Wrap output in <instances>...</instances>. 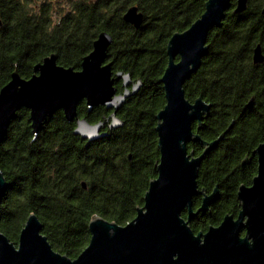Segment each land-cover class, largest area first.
Returning <instances> with one entry per match:
<instances>
[{
	"label": "trees",
	"instance_id": "16d2710c",
	"mask_svg": "<svg viewBox=\"0 0 264 264\" xmlns=\"http://www.w3.org/2000/svg\"><path fill=\"white\" fill-rule=\"evenodd\" d=\"M69 1L61 6L55 0H0V89L16 67L28 78L34 65L53 52L58 63L81 68L102 30L114 36L109 47L113 68L130 71L145 83L119 112L125 124L88 142L74 132L75 122L62 109L50 115L32 139L29 109L22 107L0 145V168L11 183L0 204V228L18 241L34 211L53 247L75 258L90 241L93 214L125 224L137 214V205L144 204L160 157L156 114L166 96L157 80L168 63L167 42L203 13L206 0ZM236 1L231 0L223 25L211 29L209 52L184 85L189 99L203 96L213 103L206 125L202 122L198 128L194 123L203 138L218 137L234 118L199 172L200 185L213 189L218 183L227 194L251 181L256 159L245 165L243 160L264 141V61L253 60L257 43L264 51V0H248L242 12H234ZM132 4L145 14L138 28L123 17ZM252 97L254 105L248 106ZM78 111L90 121L108 114L104 105L88 113L85 101ZM192 148L199 154L204 146L190 142ZM230 209L213 208L207 222L193 228L218 223Z\"/></svg>",
	"mask_w": 264,
	"mask_h": 264
},
{
	"label": "water",
	"instance_id": "95a60500",
	"mask_svg": "<svg viewBox=\"0 0 264 264\" xmlns=\"http://www.w3.org/2000/svg\"><path fill=\"white\" fill-rule=\"evenodd\" d=\"M247 5L248 0H237L234 12L244 11ZM230 7L231 0H206L203 13L186 29L175 31L167 42L168 63L157 80L163 83L166 96L165 105L156 114L158 174L150 180L144 204L137 205L135 217L121 224L93 214L89 222L90 241L72 258L53 247L43 232L42 220L32 211L21 228L18 241L11 240L0 228V264H264V141L253 149L258 156V169L252 184L242 183L238 189L237 219L227 212L219 225L210 224L206 232L195 233L189 225V219L197 211H210L211 202L220 194L218 183L210 193L205 188L198 189L199 167L205 155L225 138L234 118L218 137L203 138L198 129L194 130L193 123L196 121L200 128L211 113L213 103L203 96L189 99L184 85L201 67L210 48L209 33L223 25ZM123 17L137 28L145 20L137 4L130 5ZM112 42L109 30L100 31L93 49L83 56L79 69L58 63L55 52L37 62L28 78L16 67L10 80L0 89V145L22 107L30 109L32 139L48 117L61 108L69 121L76 119L74 132L87 138V142L109 133L103 129L107 121L110 129L124 125L118 109L127 97L140 89L143 80L140 77L132 80L129 71L114 73L113 61L108 60ZM253 60L255 63L264 61L261 43L254 47ZM119 78L123 80V92H118L115 85ZM83 98L89 111L97 105L113 110L104 115V119L91 122L78 115V103ZM247 105H254L253 97ZM191 141L204 145L200 154L196 155L193 148L189 151ZM10 184L0 168V204ZM82 184L87 187L85 180ZM197 192L203 193V201L194 211L192 198ZM184 207H188V219L181 215ZM243 226L247 234L241 237Z\"/></svg>",
	"mask_w": 264,
	"mask_h": 264
},
{
	"label": "flooded vegetation",
	"instance_id": "af4514ba",
	"mask_svg": "<svg viewBox=\"0 0 264 264\" xmlns=\"http://www.w3.org/2000/svg\"><path fill=\"white\" fill-rule=\"evenodd\" d=\"M232 6V5H231ZM234 7H235V5H234ZM234 7H233V10H234ZM229 10V9H228ZM113 35V34H112ZM113 40H114V36H113ZM110 47V46H109ZM109 51V50H108ZM108 60H111L110 59V56H109V59ZM112 67H113V65H112ZM118 70H120V69H117V70H115L114 68H113V71H114V73L116 72V71H118ZM125 72V71H124ZM130 72V71H129ZM131 73V72H130ZM131 76H132V74H131ZM137 78H139V77H133L132 76V80H134V81H137L138 79ZM141 78V77H140ZM142 79V78H141ZM143 80V79H142ZM144 80H143V84L141 85V87L144 85ZM162 83V82H161ZM118 84H120L121 85V88H119L118 87ZM132 84H133V82L131 81V83L129 84V87L131 88L132 87ZM163 84V83H162ZM115 85L117 86V89H118V92H123V90H124V86H123V80H122V78H119V79H116L115 80ZM141 87H140V89H141ZM139 89V90H140ZM138 90V91H139ZM137 91V92H138ZM136 93V92H135ZM135 93H133V94H135ZM133 94H131L129 97H131ZM129 97H127V99H126V101H128V99H129ZM82 101H85V104H86V106H87V110H88V113H90L93 109H94V107H93V109L91 110V111H89V107H88V105H87V101H86V99L85 98H83L82 100H80L79 101V103H78V106H79V104L82 102ZM126 101H125V103H126ZM124 103V104H125ZM123 104V105H124ZM123 105L118 109V115L120 116V110H121V108L123 107ZM98 106V105H97ZM105 106V105H104ZM106 107V106H105ZM107 108V107H106ZM21 109V108H20ZM19 109V110H20ZM29 109V108H28ZM62 109V108H61ZM19 110H18V113H19ZM63 110V109H62ZM107 110H108V114L107 115H109L111 112H112V110H113V108H107ZM64 111V110H63ZM78 115L80 116V117H87V119L89 120V118H88V116L86 115V114H80L79 113V111H78ZM18 116V115H17ZM106 116V115H105ZM121 117V116H120ZM104 119V118H103ZM29 120H30V109H29ZM72 121H74L75 122V126H76V119H74V120H72ZM90 121V120H89ZM99 121V120H98ZM204 121V120H203ZM91 122H97V121H91ZM108 122L109 121H107V123H106V126L103 128V129H105V130H108V131H110L111 129H113V128H109V126H108ZM194 123H196L197 124V122L195 121ZM194 123H193V127H194ZM30 125H31V120H30ZM197 126H198V124H197ZM156 127V126H155ZM31 128H32V125H31ZM156 129V128H155ZM198 129V128H197ZM197 129H195V127H194V130L195 131H197ZM32 131H33V128H32ZM198 131H199V129H198ZM157 132V131H156ZM33 133H34V131H33ZM81 136V135H80ZM36 137V136H35ZM35 137H34V139H35ZM84 138V137H83ZM85 139H87V138H85ZM88 140V139H87ZM157 141H158V134H157ZM191 142H194V141H191ZM197 142V141H196ZM190 143V142H189ZM189 143H188V148H189ZM201 144V143H200ZM203 145V144H202ZM204 146V145H203ZM159 148V147H158ZM189 151H191V150H189ZM193 151L195 152V150L193 149ZM195 154H196V152H195ZM200 154V153H199ZM208 154V153H207ZM196 155H198V154H196ZM206 156V155H205ZM205 158V157H204ZM204 158H203V160H204ZM256 159V162H257V169H258V156H257V154L256 153H254L253 152V150H252V153L250 154V153H247L246 154V156H245V159L243 160V165H245V164H248V163H251L252 161H253V159ZM203 162V161H202ZM201 165H202V163H201ZM201 165H200V167H201ZM156 167H157V165H156ZM200 167H199V172H200ZM256 173H257V170H256ZM255 173V174H256ZM157 174H158V170H157ZM254 174V175H255ZM254 175H253V177H254ZM253 177H252V179H251V181L249 182V183H245V182H242L243 184H247V185H251L252 184V181H253ZM229 179L231 178V177H228ZM241 183V184H242ZM240 184V185H241ZM240 185L238 186V188H237V190H236V192H234V193H232V192H230V193H228L227 194V192H225L224 191V188L223 187H221L220 185H219V190H220V194H219V196H218V198L216 199V200H214V201H212L211 202V204H210V206H209V208H210V211L207 209L206 211H204L203 213H202V211L200 210V211H197L198 210V208L200 207V205L202 204V201H203V193H199V192H197V193H195L194 195H193V198H192V200H193V202H192V206H193V210L194 211H197V213L196 214H194V216L191 218V219H189V225L191 226V228L194 230V232L195 233H198L200 230L201 231H203V232H206L208 229H209V225L211 224V225H215V226H217V225H219L220 223H221V221L224 219V217L226 216V213L228 212L229 214H232L233 215V217H234V219H237V217H238V214H239V197H238V189H239V187H240ZM202 188H205L206 189V192L207 193H210L213 189H208L206 186H202V185H200V183H199V175H198V189L199 190H202ZM223 205H225V206H229L231 209L230 210H227L225 213H224V215H223V217H222V219L218 222V223H210L207 227H203V228H200V229H198V230H196L195 228H193V224H196V223H198V222H201V221H203V222H207V218H208V216H210V214H212L213 213V208H217V207H221V206H223ZM240 208L242 209V202H240ZM181 215L183 216V217H185V218H187L188 219V207H184L183 209H182V212H181ZM246 218H247V216H245L244 217V220H246ZM247 234V229H246V227L245 226H243L242 228H241V230H240V236L241 237H244L245 235ZM251 240V239H250Z\"/></svg>",
	"mask_w": 264,
	"mask_h": 264
},
{
	"label": "rangeland",
	"instance_id": "374dc122",
	"mask_svg": "<svg viewBox=\"0 0 264 264\" xmlns=\"http://www.w3.org/2000/svg\"><path fill=\"white\" fill-rule=\"evenodd\" d=\"M57 2V0H55ZM70 1L69 0H60L57 2V4H60L61 6L63 5H69Z\"/></svg>",
	"mask_w": 264,
	"mask_h": 264
}]
</instances>
